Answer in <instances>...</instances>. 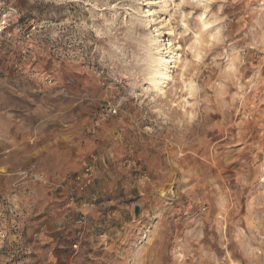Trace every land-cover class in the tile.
<instances>
[{"label":"rangeland","instance_id":"obj_1","mask_svg":"<svg viewBox=\"0 0 264 264\" xmlns=\"http://www.w3.org/2000/svg\"><path fill=\"white\" fill-rule=\"evenodd\" d=\"M4 19L0 49L39 62L50 106L109 131L73 176L62 252L0 195V264H264V0H0ZM97 209L119 255L75 261Z\"/></svg>","mask_w":264,"mask_h":264},{"label":"crops","instance_id":"obj_2","mask_svg":"<svg viewBox=\"0 0 264 264\" xmlns=\"http://www.w3.org/2000/svg\"><path fill=\"white\" fill-rule=\"evenodd\" d=\"M11 49H0V195L14 192L12 204L25 210L23 219L35 227L33 234L43 238L47 249L62 252L65 238L75 241L73 232L65 237L71 227L63 222L64 203L75 185L73 176L89 161L96 136L106 137L103 130L105 134L109 130L103 127L89 138L93 126L81 122L80 112L71 123L72 113L64 98H56V108L50 106L55 90L46 75L37 71L39 62L29 63ZM98 209L88 215L90 226L80 250L74 253L67 247L65 251L75 261L99 252L102 258L119 255L121 233L114 231L120 228L119 218L110 230L114 221Z\"/></svg>","mask_w":264,"mask_h":264},{"label":"bare ground","instance_id":"obj_3","mask_svg":"<svg viewBox=\"0 0 264 264\" xmlns=\"http://www.w3.org/2000/svg\"><path fill=\"white\" fill-rule=\"evenodd\" d=\"M170 79V74L168 73L167 59L160 56L157 60V65L151 71V84L157 90L162 89V83Z\"/></svg>","mask_w":264,"mask_h":264},{"label":"built area","instance_id":"obj_4","mask_svg":"<svg viewBox=\"0 0 264 264\" xmlns=\"http://www.w3.org/2000/svg\"><path fill=\"white\" fill-rule=\"evenodd\" d=\"M9 24L7 22H5V19L4 21H1V25L0 27L1 28H5L7 27ZM29 36V34L26 33L25 37L27 38ZM92 178V172L90 171V169L88 167H86L84 169V173L83 174H78L76 176V181L78 182V184L80 183V188H83L86 184V182H90Z\"/></svg>","mask_w":264,"mask_h":264},{"label":"clouds","instance_id":"obj_5","mask_svg":"<svg viewBox=\"0 0 264 264\" xmlns=\"http://www.w3.org/2000/svg\"><path fill=\"white\" fill-rule=\"evenodd\" d=\"M56 2L58 3V2H59V0H56Z\"/></svg>","mask_w":264,"mask_h":264}]
</instances>
